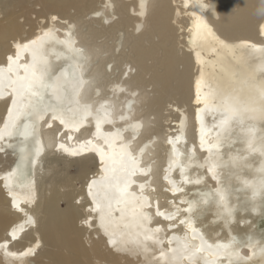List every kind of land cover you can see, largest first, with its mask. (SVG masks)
Masks as SVG:
<instances>
[{
  "label": "bare ground",
  "instance_id": "1",
  "mask_svg": "<svg viewBox=\"0 0 264 264\" xmlns=\"http://www.w3.org/2000/svg\"><path fill=\"white\" fill-rule=\"evenodd\" d=\"M3 1L0 128L13 107L12 82L23 77L22 66L33 61L32 51L19 50L17 45L33 40L47 61L49 82L55 76L71 80L74 72L77 77L82 75V85L77 79L78 98L81 104L91 106L92 115L82 119L81 114L69 111L76 108L70 87L62 101L50 91L44 92L43 100L33 97L31 102L27 95L15 96L23 101L18 104L21 114L14 134L0 140V161H9L7 167L0 168V264H120L121 260L122 264H190L183 259L172 260V250L182 249L185 243L199 247L201 235L204 247L230 244L233 253L250 257L246 260L232 255L231 264H264V254L253 256L249 247L252 243L262 248L264 241L251 234L254 222L247 224V217L241 214L244 210L251 211L250 216L259 213L258 204L264 202V192L253 197L252 187L264 180V173L259 171L264 154L248 151V137L239 125H234L230 133H219L228 139L219 152L213 149L212 157L207 145L203 149L200 145L202 130L206 140L217 142L222 109L220 97L212 95L213 89H235L240 101L251 106L257 102V88L264 87V0H60L61 6L101 5L93 11L65 12L63 16L53 10L47 18L37 21L36 16H28L23 22L12 13H1ZM237 1L234 15L215 7ZM210 8L219 16L217 20L208 12ZM219 23L250 36L238 32L228 38L217 27ZM24 24L29 27L25 29ZM121 33L133 44L127 51L122 44L116 54ZM146 35L149 47L140 44ZM154 36L158 43L153 42ZM69 38L73 47L81 50L79 54L62 43ZM155 47H163L161 57H157ZM9 57L16 61L12 72L7 70ZM76 64L82 66L81 71L76 70ZM52 107L55 114L78 123V130L69 131L59 120L54 121ZM105 111L110 113V122L102 120L97 132V118H103ZM248 124L257 128V149L264 147V119L246 120L245 126ZM25 125L29 133L34 128V134L23 135ZM235 140L241 144L232 145ZM60 144L72 149L85 145L86 150L73 157ZM102 152L106 162L101 160ZM237 154L247 159L233 166L229 157ZM122 155L129 161L128 187L117 203L115 198H108L120 194L104 183V169L108 167V175L119 178L123 187L126 173L120 163ZM133 158L135 165L131 163ZM210 160L221 163L218 171L227 190L231 216L217 198L210 197L207 204L203 203L201 193L216 186L210 176L205 177L206 167H200ZM181 167L184 176L200 178L201 183H185ZM244 167L251 170L244 172ZM112 168L117 171L112 173ZM93 180L97 181L92 189L96 202L88 189ZM111 183L114 186L116 179ZM176 186L184 191L173 192ZM230 187L244 192L231 194ZM238 195L248 201L247 207L231 200ZM193 200L200 202L194 213H185L187 203ZM97 203L103 209V224ZM157 210L165 215H157ZM173 214L175 219L165 218ZM181 219L192 221L197 229L195 239L187 223L179 222ZM145 235L153 239L145 241ZM161 252L167 259L160 256ZM221 261L229 264L223 253L204 252L191 264Z\"/></svg>",
  "mask_w": 264,
  "mask_h": 264
},
{
  "label": "snow or ice",
  "instance_id": "2",
  "mask_svg": "<svg viewBox=\"0 0 264 264\" xmlns=\"http://www.w3.org/2000/svg\"><path fill=\"white\" fill-rule=\"evenodd\" d=\"M53 20H56V17H53ZM200 27H201V24L198 23L197 29L199 30ZM48 35L49 33H45V36H48ZM62 43H65L67 47L69 48V50L72 51L73 53L79 54L81 51L73 47V42L70 40V38L66 41H63ZM218 43H220L222 47H228L227 45H224L222 41H218ZM36 44H37V41L33 40L30 43L17 45V48L19 50H25V51L31 50L32 55H33V61L30 65H23L22 67H24L25 69V75L23 77H18L17 81L12 82L13 93L15 94V96L23 97L27 95L29 97V101L31 102V98L33 97H39L41 100H43L44 92L50 91L51 94L58 101H62L66 96V89L70 87L74 94V103L76 105V108L69 109V111L73 112L74 115L81 114L82 119L92 115L91 106L87 104H81L78 98L80 95V92H79V87L77 84V79H79V85H82L83 84L82 75L80 77H77L76 73L74 72L73 78L71 80H67V79L61 80L60 76H55L53 77L51 82H49L48 73L50 69L47 65V61L45 60L43 52L40 49H37L35 47ZM18 59H19V51L17 53L16 60ZM15 62L16 61L13 60L12 57H9V64H8V69H7L9 72L13 71V64ZM17 67H20V65H17ZM75 67L77 71L82 70V66L79 64H76ZM3 72H4V69L0 68V82H2L3 80ZM232 75L234 77L235 74H232ZM199 83L200 82L198 81V85ZM257 93H258L257 102L254 105L250 106L240 101L239 96L236 94L235 89L225 90L219 86L216 89H213L212 91L213 97L214 98L216 96L220 97L219 107L220 109H222V113H221L220 123L217 126L218 135L216 138L217 142L215 144L205 139V134L203 133V130H202L200 145L202 149L207 145V151L209 153V157L213 156V149H216L217 152H219V150L223 147L225 140L228 139L227 136L222 137L219 133L220 132L230 133L234 125H239L241 131L247 135L248 137L247 147H248L249 152H254V151L259 150L261 154H264V147L257 149V147L254 144V141L256 139V132H257L256 126L254 124H248L247 126H245L246 120L264 119V87H258ZM15 96L12 100L13 107H10L8 109V118L4 121L3 127L0 128V140H3L6 136L11 137L14 134V130L16 128V120L19 118L21 114L18 104L23 103V101L22 100L18 101L15 98ZM101 108L103 109L104 106L101 105ZM47 110L48 109H46V111ZM51 111L54 113L52 116V119L54 121L59 120L60 124L63 125L65 129H68L69 131L78 130V127H79L78 123L65 119L62 114L61 115L55 114L56 113L55 107H52ZM109 115L110 113L105 111L103 118H100V117L97 118V132H99L100 130V124L102 120L104 122H110V120L108 119ZM49 126L51 127V125ZM27 129H28V126L25 125V132L22 133L23 135L28 136L30 134H34V128L32 130V133H29ZM69 139H71V137H69ZM178 139L179 137H177V140ZM88 143H91V141H89ZM169 143H173V142L169 140ZM59 147L63 149L64 152L68 153L69 155L73 157L78 156L82 151L86 150L85 145H81L80 149L68 148V147H65L64 144H60ZM0 151H3V149L0 148ZM127 155L130 156V153H128ZM246 159L247 158L245 156H242L239 154L229 157V160L233 166L239 164L240 162ZM101 160L105 161V154L103 152L101 153ZM112 163L115 164L116 161L113 160ZM120 163L122 166V170L126 173V176L123 182V187H121V180L119 178H116L114 176L110 177L108 175L110 171L108 167H105L104 169L106 173L105 178H104V183L107 185L109 189H111L112 187H115L116 191L120 194L119 197L111 196L108 198L109 199L115 198L117 203L121 202V198L127 192V187H128L127 174L129 172V169H128L129 161L126 159L125 155L121 156ZM131 163L133 165L136 164V161L134 158L131 160ZM200 167L202 168L206 167L205 177L210 176L211 180L215 181V184H216V186H214L210 192L201 193L203 203L207 204L210 197L217 198L218 203L224 206V210L227 213V215L231 216L232 210L228 207V204H227V190L222 186L221 175L218 171L221 167L220 161H217V160H210V162L206 161L205 164H201ZM116 171H117L116 168L111 169L112 173H115ZM141 171L143 170L141 169ZM259 171L261 173H264V164H262ZM131 174H134V169L131 172ZM181 175L184 176L183 167H181ZM112 179H116V184L114 186L111 183ZM184 182L189 183V184L194 183L196 185H199L201 183V179L197 178L196 180H191L187 176H184ZM245 184L246 186H248L249 182L245 181ZM96 185H97V181L95 180H93L92 183L88 185L89 195L93 196L94 202H96V196L93 195L92 189ZM252 187L254 188L253 197H255L258 192H264V180H261L258 186L252 185ZM141 188H143V185H141ZM182 191H184V189L178 186L173 188V192H182ZM105 195L108 196V193H105ZM199 203H200L199 201H195V200H193L192 202H188L187 206L184 208L183 211L185 213L192 214L194 213ZM96 207L98 209H101V212H102L101 222L103 224L105 220L103 209L101 208V205L99 203L96 204ZM109 209L111 210L110 204H109ZM253 211H255V209H253ZM121 215H123V212L121 213ZM157 215H165V214L157 210ZM165 218L169 220H173L175 219V214L167 215L165 216ZM179 222L181 224L187 223L188 227L192 230L194 234L193 239H195V234L197 232V229L195 228L192 221L187 220V219H181ZM156 231L159 232L160 229L157 228ZM200 238H201L202 243L199 247L197 246L189 247V245L185 243L182 249H173L172 250L173 256L171 259L172 260L183 259V260L189 261L191 264V262H193L196 259V257L201 253L209 252L213 255H220L221 253H223L224 257L229 258V264H231L230 257L232 255H236L238 257L243 256V254L240 252L233 253L230 244H222V243H217L216 245L207 244V247H204V244L206 242L203 240L202 235ZM151 239H153V236L151 235L144 236L145 241L151 240ZM110 243H115V242L110 241ZM137 243H139V241H137ZM249 247L253 249V253H252L253 256L257 255L258 253L264 254V247L257 249L256 245L252 243H249ZM177 253H180V255L178 256ZM160 256L162 258L167 259V254L164 252H161ZM243 258L246 260L250 259V257L248 256H243ZM221 264H222V261H221Z\"/></svg>",
  "mask_w": 264,
  "mask_h": 264
},
{
  "label": "rangeland",
  "instance_id": "3",
  "mask_svg": "<svg viewBox=\"0 0 264 264\" xmlns=\"http://www.w3.org/2000/svg\"><path fill=\"white\" fill-rule=\"evenodd\" d=\"M32 1L35 4L31 5L32 3L30 4L28 2V0H4L2 2V6H1V13L4 15H8V14L12 13V14L18 16L19 22H23L26 19V17H28V16L32 19H34L36 16V20L39 21L40 17L47 18L48 14L53 10L57 11V13L59 15L63 16L65 12H67L69 14H74V13L78 12V14H79V13H81L82 10L84 11V13H86L88 11H93V9H95V8L99 7V5H101L100 2H95V3H93L94 8H92L91 6H88V5L79 8L76 4L61 6L59 4L60 0H54L52 2H46L44 0H38V1L32 0ZM238 3H239V1L235 2L231 6H228V5L221 6V5L216 4L215 7H221L224 9V11L228 15H234L238 10ZM20 9H22V11L23 10H25V11H23V12L20 11L21 12L20 13L19 12ZM211 10H213V8H210L208 10V12L210 13V15L213 19L217 20L219 18V16L214 12V10H213V12H211ZM68 19H70V17ZM28 27H29L28 24H24L25 29H27ZM217 27L221 30H224L223 31L224 35H227L228 38H234L235 37L234 35L238 32L241 34H245V35L250 36V34L245 32L244 30H240V31L236 32V30L228 29L227 26H225L221 23H219L217 25ZM124 37L125 36L122 33L119 35V39H118L117 43L120 42L119 43L120 45L117 46L118 50L116 48L115 53L119 51L122 44L125 47L126 51L133 44L132 39H130L129 37H128V39H127V37H125L126 38L125 39ZM148 38H149V36H147V35L144 36L141 39L140 44L142 46L149 47L150 45L147 42ZM153 42L158 43V38L156 36L153 37ZM155 48H156V52H157L156 53L157 57H161V54L163 53V47H155ZM170 124H172V123H170ZM164 131L169 132V130H167V128H164ZM262 137H263V135H261L259 137V139H262ZM233 144H235V145L241 144V141L235 140L232 143V145ZM232 145H230V147H232ZM8 165H9L8 160L6 161L5 159H3L0 161V168L2 166L7 167ZM231 169H233V167ZM250 170H251L250 167H244V169H243L244 172H249ZM237 183L238 182L234 181V184H237ZM78 185L80 186L81 184L78 182ZM228 190L231 194L233 192H235V193L242 195V193L244 192V190H241L239 188L237 189L236 187H234V188L230 187V188H228ZM240 195L236 196L235 198H233L231 200H236L237 203L240 202L239 206H246L247 207L248 201L246 199H241L242 196H240ZM260 198H262V196ZM258 206L260 208V211H259V213L254 214L253 216H250L251 211L249 213L248 210H244L241 214H245V216L247 217V224L254 222V224L250 227L251 234L255 235L258 238V240L264 241V202L259 203ZM236 212H238V214H240V209L236 210ZM121 261H119V263L121 262L120 264L124 263L123 260H121Z\"/></svg>",
  "mask_w": 264,
  "mask_h": 264
}]
</instances>
